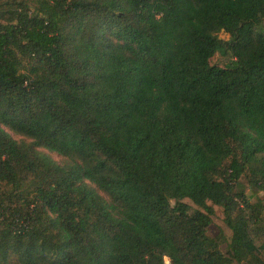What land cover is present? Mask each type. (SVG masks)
<instances>
[{"label":"trees","instance_id":"1","mask_svg":"<svg viewBox=\"0 0 264 264\" xmlns=\"http://www.w3.org/2000/svg\"><path fill=\"white\" fill-rule=\"evenodd\" d=\"M166 259L264 264V0H0V264Z\"/></svg>","mask_w":264,"mask_h":264},{"label":"rangeland","instance_id":"2","mask_svg":"<svg viewBox=\"0 0 264 264\" xmlns=\"http://www.w3.org/2000/svg\"><path fill=\"white\" fill-rule=\"evenodd\" d=\"M220 38L224 39V40H228L229 35L225 34V33H221L220 34ZM229 57L228 56H223L221 54H217L216 57L213 59L214 63H217L219 65H225L228 63ZM15 139H20L19 137H15ZM50 155L58 162L61 161V158L59 156H57L56 154H52L50 153ZM185 202L191 206L192 209H198L197 206H195L191 201L189 200H185ZM214 211H215V215L213 217V223L210 226L209 230H208V234L211 237H217L220 233H224L227 237H229L231 235L230 230L228 229V227L226 226L225 222H224V213L222 208L214 206ZM222 251L224 253H226V245H222ZM167 264H171L170 261L168 259H166Z\"/></svg>","mask_w":264,"mask_h":264}]
</instances>
